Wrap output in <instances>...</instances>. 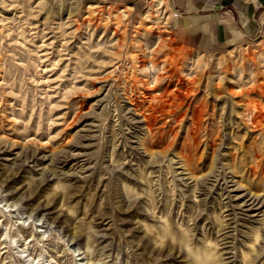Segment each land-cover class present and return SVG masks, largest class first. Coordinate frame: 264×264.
I'll return each instance as SVG.
<instances>
[{"label":"rangeland","instance_id":"obj_1","mask_svg":"<svg viewBox=\"0 0 264 264\" xmlns=\"http://www.w3.org/2000/svg\"><path fill=\"white\" fill-rule=\"evenodd\" d=\"M126 10L0 0V264H264V39Z\"/></svg>","mask_w":264,"mask_h":264},{"label":"crops","instance_id":"obj_2","mask_svg":"<svg viewBox=\"0 0 264 264\" xmlns=\"http://www.w3.org/2000/svg\"><path fill=\"white\" fill-rule=\"evenodd\" d=\"M137 10L146 0H105ZM162 2V0H159ZM170 30L184 47L216 50L234 40L264 39V0H166Z\"/></svg>","mask_w":264,"mask_h":264},{"label":"bare ground","instance_id":"obj_3","mask_svg":"<svg viewBox=\"0 0 264 264\" xmlns=\"http://www.w3.org/2000/svg\"><path fill=\"white\" fill-rule=\"evenodd\" d=\"M205 259V258H204Z\"/></svg>","mask_w":264,"mask_h":264}]
</instances>
